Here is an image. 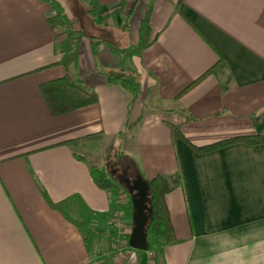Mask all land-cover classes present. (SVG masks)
<instances>
[{
  "label": "crops",
  "instance_id": "crops-1",
  "mask_svg": "<svg viewBox=\"0 0 264 264\" xmlns=\"http://www.w3.org/2000/svg\"><path fill=\"white\" fill-rule=\"evenodd\" d=\"M77 1L73 12L61 4L84 31L78 63L67 69L55 51L51 6L0 0V264H97L109 256L111 247L101 251L95 241L90 250L85 240L84 224L103 227L95 232L108 243L113 233L112 199L94 181L91 154L102 170L116 157L132 176L134 160L144 178L162 175L174 187L166 200L180 242L160 264H264V144L197 153L169 126L197 147L264 135V0H183L179 9V0H98L96 17L91 0ZM148 10L154 42L140 55L114 53L111 45L135 48ZM117 66L138 73L135 101L102 74ZM67 72L99 101L54 116L40 85ZM94 133L104 138L66 143ZM44 192L54 203L71 198L69 217ZM153 258L131 248L112 263Z\"/></svg>",
  "mask_w": 264,
  "mask_h": 264
},
{
  "label": "trees",
  "instance_id": "trees-1",
  "mask_svg": "<svg viewBox=\"0 0 264 264\" xmlns=\"http://www.w3.org/2000/svg\"><path fill=\"white\" fill-rule=\"evenodd\" d=\"M48 3L54 11V15L51 16L48 21L57 32L59 39L56 44L55 51L61 55L59 63L63 64L67 69L75 66L78 63L80 55V46L84 37V31L82 28L76 26V22L72 21L66 14L64 7L61 5L59 0H42ZM183 0H179L177 8L179 9L180 4ZM92 9L88 11L91 16H99L101 14L102 7L98 0H91ZM117 10V9H116ZM150 14L151 10H148L145 17L142 19L139 42L135 48L130 51L129 49L121 50L115 45H111V49L114 53H124L126 56L140 55L146 48H148L154 40L151 37V25H150ZM222 62V59L209 69L205 74L199 77L196 81L190 84L176 99H179L183 94L191 90L197 84H199L205 77L212 74L214 69ZM102 74L106 77L107 82L110 85H117L125 89L132 95L133 101H135L141 93V81L138 73L134 69H125L122 67H115L105 69ZM41 92L46 100V103L54 116H62L74 112L78 109H82L91 105L96 104L99 101V96L96 91L88 88L83 82L75 75L67 72L66 75L44 82L40 85ZM172 131L174 140L184 139L197 153H209L212 151L220 150L225 147L245 143L249 145L264 144V135L246 136V137H234L229 139L221 140L217 143L206 145L203 147H197L188 141L182 132L180 126L173 124L169 125ZM103 133H94L87 135L81 139H75L66 143H78L81 141L88 140H102ZM78 158L90 161L86 156L76 154ZM91 162V161H90ZM138 169H137V168ZM139 170L138 166L131 165V173L134 174ZM91 172L95 183L102 189L107 190L111 196V206L114 208L119 207L125 212V217L132 220L133 216V204L126 188L122 184H118L113 178L108 177L102 168L92 164ZM150 184L151 195H152V210L153 218L148 228V247L145 252L153 254V264H160L163 259V254L166 247L174 244H178L180 240L176 236L174 224L172 222V216L167 203V195L172 192L174 187L168 182V180L162 175H156L151 179H147ZM124 193L126 195V203H119L118 196ZM44 197L50 204V206L56 210L64 212L68 217L67 209L71 205V198H68L59 203H54L44 192ZM114 198V199H113ZM71 219V218H70ZM80 225L79 223H77ZM84 227L85 240L90 250L94 249V242L100 237L98 233L91 229ZM113 236L116 232L113 231ZM121 238V243H115L110 248L109 256H104L103 262L105 264H113L112 259L117 256L120 252L131 249L129 245L131 234H117ZM124 244V245H121ZM133 249V248H132ZM136 250V249H135ZM138 252H144L136 250Z\"/></svg>",
  "mask_w": 264,
  "mask_h": 264
},
{
  "label": "water",
  "instance_id": "water-1",
  "mask_svg": "<svg viewBox=\"0 0 264 264\" xmlns=\"http://www.w3.org/2000/svg\"><path fill=\"white\" fill-rule=\"evenodd\" d=\"M126 174L128 175V172ZM122 185L126 188L133 204V226L129 245L133 249L146 251L148 247V228L153 218L150 184L137 171L131 177L126 176Z\"/></svg>",
  "mask_w": 264,
  "mask_h": 264
},
{
  "label": "rangeland",
  "instance_id": "rangeland-1",
  "mask_svg": "<svg viewBox=\"0 0 264 264\" xmlns=\"http://www.w3.org/2000/svg\"><path fill=\"white\" fill-rule=\"evenodd\" d=\"M60 1V3L62 4V5H66L67 6V9L68 10H70V11H72L73 10V8H75V7H77L78 6V1L77 0H59ZM85 1V3L86 4H88V2H89V0H84ZM64 7V6H63ZM73 12V11H72ZM129 36H128V40H131L132 38H131V35L130 34H128ZM128 40H122V44H130V42L128 41ZM96 151H97V153L99 152V150L98 149H96L95 151H94V153L93 154H95L96 153ZM91 158H90V160L93 162V164L94 165H97L98 164V161H101L102 163H103V159L102 158H99V156L98 155H89ZM121 162V164H124L125 163V161L124 160H122V159H117L116 157H111V158H108V159H106L105 160V163H104V165H105V169H103V170H105L104 172H105V174L108 176V177H111V178H113L114 179V181L116 182V183H118V184H121L120 183V179H121V174H123V168L122 167H119V165L118 166H115L114 164L116 163V162ZM132 163H133V165H135V166H138L139 167V165H138V163L136 162V161H132ZM137 168V167H136ZM138 169V168H137ZM127 195V194H126ZM121 196V202L122 203H126V201H127V199H125V194L124 193H121L119 196H118V198ZM130 197V196H129ZM72 215V214H71ZM75 216H78V215H76L75 214ZM90 224V223H89ZM87 225L88 224H86V226H85V228L86 229H89V228H87ZM107 225V224H106ZM106 225L104 226V225H102V226H104V228L106 227ZM106 228H109V225H107V227ZM92 230H94V231H102V233H104L103 231V227H101L100 228V230H99V228H96V229H92ZM110 232V231H109ZM101 233V232H100ZM112 235V238H110V243H108V240H107V238H106V235H104L105 237H101V239L99 240H96V247H98L99 249H101V251L103 250L104 252H107V250L109 249V247H112V245L114 244V243H116L117 241H118V239L119 240H121V238L120 237H118L117 239H115V237L113 236V234H111ZM122 235V234H121Z\"/></svg>",
  "mask_w": 264,
  "mask_h": 264
},
{
  "label": "built area",
  "instance_id": "built-area-1",
  "mask_svg": "<svg viewBox=\"0 0 264 264\" xmlns=\"http://www.w3.org/2000/svg\"><path fill=\"white\" fill-rule=\"evenodd\" d=\"M121 196L118 198V202L122 203ZM126 199V196H125ZM108 225L111 230L117 234H128L129 230L132 229L133 224L130 223L125 217V211L119 207L114 208L108 219ZM121 242V240H120ZM124 245V244H121ZM97 264H105L103 261L98 262Z\"/></svg>",
  "mask_w": 264,
  "mask_h": 264
},
{
  "label": "flooded vegetation",
  "instance_id": "flooded-vegetation-1",
  "mask_svg": "<svg viewBox=\"0 0 264 264\" xmlns=\"http://www.w3.org/2000/svg\"><path fill=\"white\" fill-rule=\"evenodd\" d=\"M120 176H121L120 181H122V183H124V179H125L126 176L131 177L129 174L127 175L125 171H124V173L121 174Z\"/></svg>",
  "mask_w": 264,
  "mask_h": 264
}]
</instances>
